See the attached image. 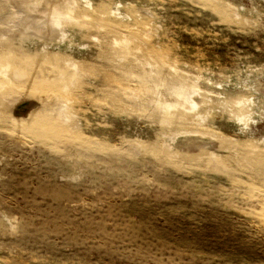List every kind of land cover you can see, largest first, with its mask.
Instances as JSON below:
<instances>
[{"label": "rangeland", "instance_id": "obj_1", "mask_svg": "<svg viewBox=\"0 0 264 264\" xmlns=\"http://www.w3.org/2000/svg\"><path fill=\"white\" fill-rule=\"evenodd\" d=\"M0 264H264V0H0Z\"/></svg>", "mask_w": 264, "mask_h": 264}]
</instances>
